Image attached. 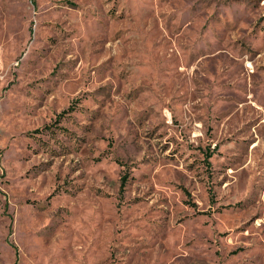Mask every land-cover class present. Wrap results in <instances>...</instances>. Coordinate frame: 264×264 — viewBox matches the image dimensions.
<instances>
[{
  "label": "rangeland",
  "instance_id": "rangeland-1",
  "mask_svg": "<svg viewBox=\"0 0 264 264\" xmlns=\"http://www.w3.org/2000/svg\"><path fill=\"white\" fill-rule=\"evenodd\" d=\"M0 264H264V0H0Z\"/></svg>",
  "mask_w": 264,
  "mask_h": 264
}]
</instances>
